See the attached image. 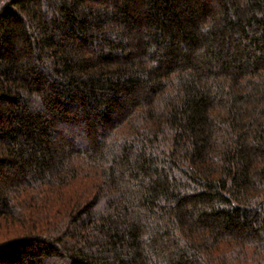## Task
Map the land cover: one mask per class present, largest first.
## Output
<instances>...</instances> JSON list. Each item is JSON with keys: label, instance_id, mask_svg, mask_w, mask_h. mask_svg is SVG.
I'll list each match as a JSON object with an SVG mask.
<instances>
[{"label": "trees", "instance_id": "16d2710c", "mask_svg": "<svg viewBox=\"0 0 264 264\" xmlns=\"http://www.w3.org/2000/svg\"><path fill=\"white\" fill-rule=\"evenodd\" d=\"M0 264H264V0H0Z\"/></svg>", "mask_w": 264, "mask_h": 264}]
</instances>
